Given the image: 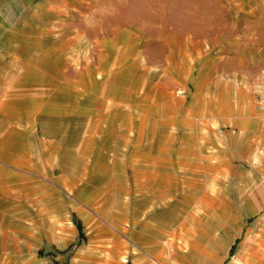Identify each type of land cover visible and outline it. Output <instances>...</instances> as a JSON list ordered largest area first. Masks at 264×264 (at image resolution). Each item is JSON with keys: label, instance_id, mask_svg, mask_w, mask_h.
Wrapping results in <instances>:
<instances>
[{"label": "crops", "instance_id": "crops-1", "mask_svg": "<svg viewBox=\"0 0 264 264\" xmlns=\"http://www.w3.org/2000/svg\"><path fill=\"white\" fill-rule=\"evenodd\" d=\"M98 2L0 0V243L76 239L77 216L100 264H264V0H220L213 49L162 64L191 88L166 110L98 89L137 31L85 24Z\"/></svg>", "mask_w": 264, "mask_h": 264}, {"label": "rangeland", "instance_id": "rangeland-1", "mask_svg": "<svg viewBox=\"0 0 264 264\" xmlns=\"http://www.w3.org/2000/svg\"><path fill=\"white\" fill-rule=\"evenodd\" d=\"M99 1L98 7L93 9L96 10L94 20L84 19L85 24L94 21L97 23V30L102 32L110 29L109 33L119 41H125L130 32L124 33V30L129 25L137 31L131 32L133 49L120 50L119 47L117 50L119 54L121 51L118 72L109 70V78L105 82L100 81L98 89L108 91L114 83L118 82L122 86L130 81L137 92L143 93L144 88L149 89L152 104L162 103L165 110L173 107V93L176 97L188 98L191 88L177 85L168 75L163 77L162 64L170 60L173 63L175 59H180V55L213 49L205 40L210 39L215 29L219 31L223 17L220 0ZM68 23L71 24V21ZM107 34L105 35L108 36ZM89 35L86 37L93 36L92 31ZM120 45L122 44L119 43ZM129 50L138 58L144 57L145 64L152 70L151 73L139 76L137 70L140 64L135 61L134 64H121L126 61L125 54L130 53ZM90 51L87 47L88 55ZM163 86L173 93H165ZM161 95H164V99H160ZM155 99L163 100L164 103H156L153 101ZM127 110L128 108H121L122 116H127ZM73 220L78 224L76 226L79 235L76 239L0 243V264H100L99 261L106 258L104 239L90 240L88 229L81 224L78 217L74 216ZM85 246L88 248L84 251L83 261L78 262L75 254Z\"/></svg>", "mask_w": 264, "mask_h": 264}, {"label": "built area", "instance_id": "built-area-1", "mask_svg": "<svg viewBox=\"0 0 264 264\" xmlns=\"http://www.w3.org/2000/svg\"><path fill=\"white\" fill-rule=\"evenodd\" d=\"M262 103H263V106H264V94H263V97H262Z\"/></svg>", "mask_w": 264, "mask_h": 264}]
</instances>
